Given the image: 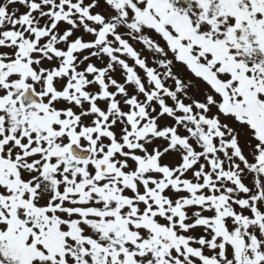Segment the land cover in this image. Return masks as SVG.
Here are the masks:
<instances>
[{"label":"snow or ice","instance_id":"6c2138e0","mask_svg":"<svg viewBox=\"0 0 264 264\" xmlns=\"http://www.w3.org/2000/svg\"><path fill=\"white\" fill-rule=\"evenodd\" d=\"M0 264H264V0H0Z\"/></svg>","mask_w":264,"mask_h":264}]
</instances>
